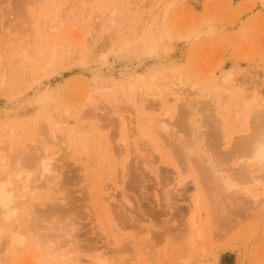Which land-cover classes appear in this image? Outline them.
<instances>
[{"label": "rangeland", "instance_id": "374dc122", "mask_svg": "<svg viewBox=\"0 0 264 264\" xmlns=\"http://www.w3.org/2000/svg\"><path fill=\"white\" fill-rule=\"evenodd\" d=\"M223 96L239 99L227 141ZM254 101L264 0H0V180L39 183L29 156L60 172V201L37 190L30 224L0 216V264H264V179L229 197L201 170L241 168L264 121L234 108Z\"/></svg>", "mask_w": 264, "mask_h": 264}, {"label": "bare ground", "instance_id": "6f19581e", "mask_svg": "<svg viewBox=\"0 0 264 264\" xmlns=\"http://www.w3.org/2000/svg\"><path fill=\"white\" fill-rule=\"evenodd\" d=\"M49 26H47V27H49ZM54 58H55V56H54ZM192 86L195 87L196 85H192ZM136 90H138V89H136ZM143 90H144V88H143ZM210 91H211L210 88H204L203 89V93H205L207 96L211 97L212 94H211ZM144 93L145 92H143V93H138L137 92V95H135V98L138 101V103H135L136 104L135 106H137L138 110H139L138 107L143 102L142 99H143ZM43 94L45 95V93H43ZM172 94H173V92H172ZM231 94L233 96V93H231ZM46 95H48V94H46ZM131 97H134V96L131 94ZM157 97L159 98L160 96H157ZM231 99H232V100H230L231 102H229V98H225L223 96L221 98V100H219V102H218V105H219L218 109H220V107H221L222 111L220 112V110H217L215 112L216 113L215 115L218 117V120H219V123H220L219 125H220V132L222 134L221 135L222 139L226 140V141L229 138V135L227 133V116H226V112L230 109V105H233L235 107V104L239 100L236 97H233V98L231 97ZM132 100H133V98H132ZM210 100H214V97L212 99H210ZM139 102H140V104H139ZM263 103L258 102V101H254V103H250V102L249 103H245V104L241 103V105H240V103H238L239 106L236 105L237 108H234L235 109V113L234 114H236V118L237 119H241L247 114V112L249 110L251 111L252 106L255 104V106L257 107V109L255 110L256 111L255 114H257V117H261L263 119V121H264V115H262V111H264V110H262L263 105H264ZM138 104H139V106H138ZM214 104H216V103L214 102ZM141 108H142V105H141ZM259 123H260V121H259ZM258 125H259L258 126L259 129L254 134V136L250 138V141L248 142L249 150H248V153L243 158L244 159L243 163L241 161V163H242V165L240 166L241 168L237 169L238 171H236V172L234 171L235 174H232L231 170L230 171L229 170L226 171L224 168L222 169V170H224L222 172V171L216 169L215 166H213V164L211 162L207 161L208 163L207 164H203V168L201 169L202 170V174H203L202 180H203L204 183L211 184V185L214 184L222 192H224V194H226L227 196L231 197V195H235L236 192L239 193V191H246V189L244 187L246 183H249L250 181L251 182L253 181V183L254 182L260 183L261 180L264 179V122H262V123H260ZM160 129L165 134L170 133L169 132L170 131V123L161 119ZM188 130H189V128H188ZM188 130H185V131H188ZM147 133H149V132H147ZM151 136H153V135L151 134ZM151 136L148 135L147 138L151 139ZM50 158H48V156L45 157V158H42L41 156H37V158H35L34 156H29V158H27V161L34 162V163L36 162V164L39 163V165L41 167V172H40L41 179L37 180L39 183H36L35 180L32 181L29 176H25L24 178H21V179H19V181H17V183L19 182V184H17V186L15 187L14 186V180H12V174H8L6 177H4V178H2L0 180V216L3 219H5V221L9 222L11 219H13V217H15V216L17 217L18 216L17 215L18 212L20 210L24 209L26 211L27 218H29L27 223L30 224V221H32L30 215L33 212V207H34L35 201L39 200V198H37V196H36V192H37V190H41V189L43 191V189L45 187H46V189H50L49 192L46 194V196L49 198L50 201L54 200L55 198H58L59 201H60L59 195H57V197H56V195H52V197H50L51 196L50 193L52 192L51 188H53L56 185L54 180L60 174V172L59 173L57 172L58 175L55 174L56 173V167L53 164L54 163L53 160H55V159H53V157H51V156H50ZM2 160H3V158H2ZM18 172H21V171H16L14 173V175L19 176L21 173H18ZM39 180H41V183H40ZM183 182H185V181H182L179 184L181 185ZM58 183L59 182H57V185H58ZM54 188H56V187H54ZM54 192L57 193V191H55V190H54ZM254 197L257 198L256 195ZM195 200L197 201V204H198L200 199L198 197ZM61 201L63 202V199H61ZM52 207H54L53 209H55V207H57V206L54 205ZM197 212H199V211H197ZM194 215L195 214H193V216ZM195 217L197 218V215H195ZM192 222H191V224H192ZM195 222H196V220L194 219V222L192 224L194 229L197 228V227H195V226H197ZM9 230L11 231V234H10V240H8V243L11 244V245H15V246L18 245V246H22L23 247L26 239L24 238L25 235L22 234V231L21 232L19 231L20 228L18 230H15L14 228H10ZM23 233H24V231H23ZM34 234L36 235V233H34ZM23 235H24V237H23ZM198 235L200 236L199 232H198ZM190 237H191L192 240L195 239V236L193 234ZM41 238H43V235H42ZM46 239L44 241H46ZM194 242L195 241H193L192 243H194ZM41 243H42V241H40V243L37 242L36 244H38L40 246H36V247H38V248L41 247ZM62 244H61V247H63V245H64V244L63 245ZM52 245H56V244H52ZM59 245H58V248L61 249ZM18 246H17V248H19ZM49 246H51V245H49ZM49 246H47V247H49ZM52 247H50V248H52ZM27 248H29V247H27ZM56 248H57V245H56ZM49 251H50V249H49ZM56 252H58V251L54 250V251H50V252L47 253L46 256L49 258V259H47V262L51 260V258L54 256V253H56ZM60 259H62V258H60ZM53 260H54V258H53ZM99 261L104 263V261H102L101 259ZM96 262L94 260H91V263H90V260H89L90 264H100V262H98L97 259H96ZM43 264H47V263L44 262ZM70 264H85V263L83 261H81L80 259H78V260L74 259V261H72Z\"/></svg>", "mask_w": 264, "mask_h": 264}]
</instances>
